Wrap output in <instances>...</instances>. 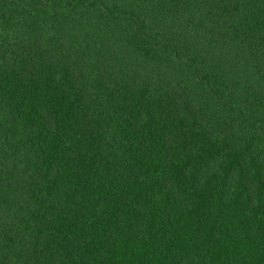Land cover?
Listing matches in <instances>:
<instances>
[{
  "label": "trees",
  "instance_id": "16d2710c",
  "mask_svg": "<svg viewBox=\"0 0 264 264\" xmlns=\"http://www.w3.org/2000/svg\"><path fill=\"white\" fill-rule=\"evenodd\" d=\"M0 264H264V0H0Z\"/></svg>",
  "mask_w": 264,
  "mask_h": 264
}]
</instances>
